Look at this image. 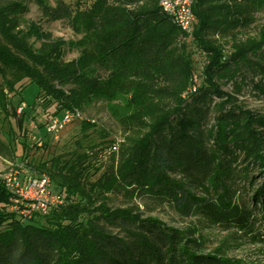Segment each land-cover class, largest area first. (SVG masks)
<instances>
[{
  "label": "trees",
  "instance_id": "1",
  "mask_svg": "<svg viewBox=\"0 0 264 264\" xmlns=\"http://www.w3.org/2000/svg\"><path fill=\"white\" fill-rule=\"evenodd\" d=\"M31 3L41 21L63 22L80 38L45 40L41 24L26 18ZM194 12L197 23L187 34L158 0H0V154L47 175L62 199L24 219L0 179V264H239L221 250L205 251L195 229L168 225L127 202L112 206V196L199 214L264 245V115L220 84L251 71L262 76L254 88L264 96V23L250 31L264 0H196ZM194 44L207 63L202 83L190 90ZM68 49L79 57L67 59ZM34 82L44 121L32 145L15 125L24 129L36 116L15 95ZM97 99L108 104L122 140L46 155L51 119ZM19 106L18 115L8 111ZM82 122L83 129L95 126ZM112 148L115 158L94 178L103 165L91 151L102 157Z\"/></svg>",
  "mask_w": 264,
  "mask_h": 264
},
{
  "label": "rangeland",
  "instance_id": "2",
  "mask_svg": "<svg viewBox=\"0 0 264 264\" xmlns=\"http://www.w3.org/2000/svg\"><path fill=\"white\" fill-rule=\"evenodd\" d=\"M49 1L54 4L56 0ZM66 1L74 2L75 0ZM39 15L40 14L36 5L31 3L30 11L26 15V18L28 22L34 21L41 24L42 29L45 31V37H48V39L45 38V40H61L71 44L73 41H77L80 38V36L75 34L65 23L60 21L52 23L44 22L40 20ZM263 23L264 13H260L258 14V20L256 24L250 30L251 34L257 33ZM35 43L36 46H39L41 42L36 41ZM191 49L194 52V62L190 81V90H194L200 83H202V75L204 67L207 63V58L204 51L196 44L192 45ZM79 55L80 52L78 50L68 49L66 58L75 59L78 58ZM244 73L241 71L239 74H237L235 79L237 82L235 83L232 81L228 82L226 79L220 81L221 87L223 90L236 96L237 101L243 104L249 111L264 115V96H260L257 93V90L254 88V83L262 79V76L260 74L256 75L251 71H244ZM25 81L27 82L28 80L25 79L24 81L17 83L16 87L19 88L20 85ZM236 83H240V91H237L235 86ZM40 91V86L34 82L25 86L21 93H17L15 95V103L18 99H22L24 102V105L22 106L26 105L28 109H33V115L36 116V120L32 118L26 124V128L23 129L15 125L17 115L21 112L22 106H19L15 109L9 108L8 110L11 114L16 111L15 113L17 115L12 117V122L14 123L16 130L20 133V138L27 140L32 145L36 141L35 136L41 137V133L36 131L38 128V122L44 121L43 114L40 113L41 106L37 105L39 100L41 101ZM214 101L218 102L219 98L215 96ZM75 108L81 112L82 118L76 119L75 121L66 124L59 131L58 138H54L52 136L53 139L50 141L47 150L48 153L46 152V155L49 157L55 155H64L67 157L74 151L81 152L83 150H93V148L90 149V146L92 145H95L94 148L96 147L95 149H98L101 147L100 143H103V141L108 138L117 139V144L118 141L122 140L123 136L121 127L116 118L112 115L108 104L104 100L97 99L91 104L83 107L75 106ZM62 116L63 111L58 114V117ZM83 120L91 122L92 124H95V126L89 129H83ZM211 122H213V120H211ZM44 132L45 127L42 131V135ZM24 133L26 134V138H23ZM107 135L109 137H107ZM46 139H49V136H47ZM39 143L41 144L42 142L40 141ZM34 152H36L35 149L30 151L31 154ZM91 152H93V156L95 157V163L103 165L99 173L93 176L96 178L99 176L100 172L111 163L113 158H115L117 150L114 148L106 149L104 150L102 157L100 155V157H97L95 151ZM20 162L15 161V159L11 156L9 157L0 154V179L11 174H17L18 177L23 180L29 175L35 176V174L27 167L25 163ZM256 174L258 175V172H256ZM51 190L54 192L53 185H51ZM124 202H127L126 204L137 205L146 215L158 217L168 225L187 229H195L197 232L196 236L204 243L205 251L221 250L228 257L237 260L239 264H264V245L260 243L257 238L253 236V234L237 231L236 229H227L221 225L213 224L207 218L199 214L186 217L174 211L167 205L155 206L149 203L150 200L148 199H141L137 197L127 199L122 196H112L110 200V204L112 206L121 205ZM36 212L43 213L41 210H37ZM258 218L261 219V217ZM261 221H263V219L256 221L258 227H260L259 224Z\"/></svg>",
  "mask_w": 264,
  "mask_h": 264
},
{
  "label": "built area",
  "instance_id": "3",
  "mask_svg": "<svg viewBox=\"0 0 264 264\" xmlns=\"http://www.w3.org/2000/svg\"><path fill=\"white\" fill-rule=\"evenodd\" d=\"M196 0H158L162 10L185 33L191 34L197 23L194 12ZM82 114L77 109H66L62 117L55 116L47 124V130L54 138L59 131L75 119H81ZM14 193L11 209L24 219H29L37 210L46 213L53 205L61 203L59 195L51 190V180L47 175H29L24 180L17 174H11L1 179Z\"/></svg>",
  "mask_w": 264,
  "mask_h": 264
}]
</instances>
